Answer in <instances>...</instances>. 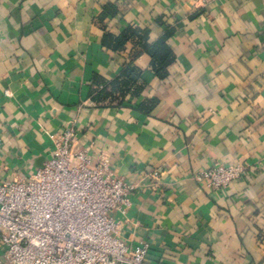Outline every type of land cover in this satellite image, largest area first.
<instances>
[{
	"label": "crops",
	"instance_id": "1",
	"mask_svg": "<svg viewBox=\"0 0 264 264\" xmlns=\"http://www.w3.org/2000/svg\"><path fill=\"white\" fill-rule=\"evenodd\" d=\"M127 27L166 38L164 78L143 41L116 47ZM127 64L139 81L113 92ZM65 124L130 187L115 217L146 264H264V0H0V181ZM216 162L247 174L212 192L193 177Z\"/></svg>",
	"mask_w": 264,
	"mask_h": 264
},
{
	"label": "built area",
	"instance_id": "2",
	"mask_svg": "<svg viewBox=\"0 0 264 264\" xmlns=\"http://www.w3.org/2000/svg\"><path fill=\"white\" fill-rule=\"evenodd\" d=\"M47 138L41 168L0 181V264H146L149 243L127 242L115 217L129 206L128 184L77 143L73 124ZM246 174L243 162H216L193 178L217 192Z\"/></svg>",
	"mask_w": 264,
	"mask_h": 264
},
{
	"label": "trees",
	"instance_id": "3",
	"mask_svg": "<svg viewBox=\"0 0 264 264\" xmlns=\"http://www.w3.org/2000/svg\"><path fill=\"white\" fill-rule=\"evenodd\" d=\"M130 38L143 41L141 46L143 50H145V52H147L151 57L152 70L160 79L164 78L167 75L166 68L173 62L174 59L171 50L166 45V38L163 37L156 41L153 45H148L146 42H144L146 40L145 31L127 27L120 35L117 36L116 47H122ZM141 52L142 49H139L131 53V61L136 59ZM139 77L140 72L134 66L127 64V66L120 73L119 77L110 85V87L113 89V92L115 91L117 93L123 94L129 90L130 86L136 87ZM93 93L94 100H98L99 97L109 96L105 93L104 89L97 91L93 90ZM132 93L133 95H136L137 88H135ZM152 106L153 104L150 105L149 108H152Z\"/></svg>",
	"mask_w": 264,
	"mask_h": 264
}]
</instances>
